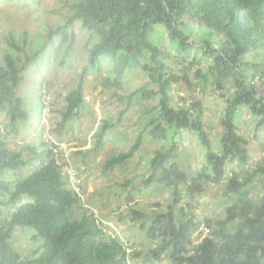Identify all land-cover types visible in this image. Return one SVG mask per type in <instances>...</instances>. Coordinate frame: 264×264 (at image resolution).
Here are the masks:
<instances>
[{
  "label": "trees",
  "instance_id": "1",
  "mask_svg": "<svg viewBox=\"0 0 264 264\" xmlns=\"http://www.w3.org/2000/svg\"><path fill=\"white\" fill-rule=\"evenodd\" d=\"M71 8L66 22L58 28L64 40L75 21L98 34L99 40L90 49L91 64L96 66L103 56L115 61L116 85L127 67L153 70L151 79L158 84L157 89L138 87L129 94L117 95L125 107L116 122H121L136 95L145 101L159 96V116L146 123L148 133L155 139H167L169 129H173L172 145L157 150L149 161L147 182L156 180L174 188V201L167 209H152L150 214L133 210V221L149 218L151 225L145 227L143 223L141 228L147 229L150 238H160V245L153 250L154 258L161 260L169 250L172 264H264V185L257 203L249 198L247 188L256 175L264 177V159L243 174L227 171L230 161L247 162L250 158L247 140L236 123L239 107H249L259 118L258 124H264V96L258 95L255 88L256 82L264 85V0H79ZM183 17L206 29L200 33L199 43L212 63L204 72H197L200 84L206 87L210 83L224 96L227 80L236 81L235 94L226 100L221 120L224 134L220 151L205 130L201 101L182 96V102H172L173 83L178 80L169 73L166 61L172 54L154 39L164 27L176 42L179 54H189L195 41L185 32L187 23ZM26 36L22 41L14 35L6 38L1 54L0 114L8 115L11 129L16 132L28 119L24 100L18 94L23 81L21 53L25 51ZM251 54L255 72L251 84H247L249 75L244 72L250 61L245 59ZM144 58H148L145 63ZM84 96L81 80L66 95L60 127L78 114ZM114 125L115 122L103 121L92 148L104 147L105 135ZM186 129L198 132L206 160L203 170L191 180L173 161L179 155L176 138ZM143 134L141 131L128 150L111 156L104 168H114L132 158L142 144ZM58 144L39 139L13 150L0 136V264H129L138 253L129 251L121 237L108 233L95 212L83 208L79 218L72 217L74 208L83 203L82 192L64 169L69 163L61 157L59 163L55 154ZM227 175L226 195L238 200L228 207L224 219L216 221L217 229L212 235L195 242L202 234L196 233L202 231L203 222L183 209L175 214L182 198L180 186L186 185L188 196L194 198L204 191L203 177L219 184ZM235 219H239L236 230L228 232L227 226ZM213 222L206 219V227ZM22 230L30 231L31 239L39 241L32 261L24 259L12 245L14 234Z\"/></svg>",
  "mask_w": 264,
  "mask_h": 264
},
{
  "label": "rangeland",
  "instance_id": "2",
  "mask_svg": "<svg viewBox=\"0 0 264 264\" xmlns=\"http://www.w3.org/2000/svg\"><path fill=\"white\" fill-rule=\"evenodd\" d=\"M77 1L0 0V64L3 63L1 54L5 39L14 35L22 41L27 34L25 51L21 53L23 81L18 94L23 98L28 112V119L21 122L18 132L11 129L8 115L1 113L0 136L13 150L39 139L51 144L65 142L68 149L63 151L61 158L78 170L81 183L80 188H76L82 192L83 198L82 205L74 208L72 217L79 218L84 212L83 208L95 212L108 233L121 237L130 247L129 251L138 253V256L131 257L129 264H172L169 250L161 260L154 258L153 250L160 245V238H150L147 229L141 228L143 223L145 227L151 225L149 218L133 221V210L150 214L152 209H167L174 201V188L156 180L147 182L151 173L149 161L157 150L172 145L173 129H169L167 139H155L148 133L146 123L159 116V96L145 101L141 95H136L121 122H116L120 110L125 107L117 95L129 94L138 87L157 89L158 84L151 79L153 70L127 67L119 78V85H116L118 73L115 61L103 56L96 66L91 64L90 49L99 40L98 34L84 28L80 21H75L70 29L71 34L64 40L58 28L63 26L71 13V4ZM182 20L187 23L185 32L195 41L194 49L189 54H179L176 42L164 27H160V33L154 38L158 45L172 54V58L166 60L169 73L178 78L173 83L172 102H182V96L201 101L205 130L216 150L220 151V140L224 134L221 120L226 100L235 94L236 81L234 78L227 80L224 96L210 83L206 87L200 84L197 72H204L212 63V58L204 55L199 43L200 33L206 29L189 18L183 17ZM245 60L250 61L244 73L249 75L247 84H251L255 72L253 55ZM147 61L148 58H144V63ZM81 80L84 84V102L78 114L60 127L66 110V95ZM255 88L258 95L264 96L263 84L256 82ZM105 120L115 122V125L108 129L104 147L95 150L92 147L96 133ZM258 121L259 118L249 107H239L236 123L239 133L247 140L250 158L247 162L230 161L228 172L243 174L263 161L264 124L259 125ZM141 131H144L143 140L136 154L122 165L105 169L104 163L111 156L128 150ZM175 142L179 155L173 161L191 180L206 164L205 150L198 132L183 130ZM227 180L228 175L222 183L213 184L203 177L201 185L204 191L194 198L188 196L186 185L180 186L182 198L175 207V214L179 215L183 209L185 214L195 215L197 220L203 222L202 231L196 233L202 234L195 242L212 235L217 229L216 221L224 219L228 207L237 202L236 196L226 195ZM263 185L264 177L256 175L247 186L248 196L254 203L260 202ZM206 219L214 221L210 227H206ZM238 223L239 219L233 220L227 226V231H235ZM31 237L30 231L22 230L15 233L11 240L21 256L29 261L33 260L34 248L39 242Z\"/></svg>",
  "mask_w": 264,
  "mask_h": 264
},
{
  "label": "built area",
  "instance_id": "3",
  "mask_svg": "<svg viewBox=\"0 0 264 264\" xmlns=\"http://www.w3.org/2000/svg\"><path fill=\"white\" fill-rule=\"evenodd\" d=\"M65 146H66L65 142H63V143H59L58 147L55 148V154L60 164L62 162L60 157L62 156L63 151H65V149H68V147H65ZM64 169L68 173L73 185L75 187H79V184L81 183V177H80L79 172L75 168H72L67 165L64 167ZM76 184H78V186Z\"/></svg>",
  "mask_w": 264,
  "mask_h": 264
}]
</instances>
